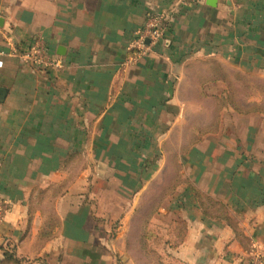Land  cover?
I'll use <instances>...</instances> for the list:
<instances>
[{"label":"crops","instance_id":"obj_1","mask_svg":"<svg viewBox=\"0 0 264 264\" xmlns=\"http://www.w3.org/2000/svg\"><path fill=\"white\" fill-rule=\"evenodd\" d=\"M209 1L180 11L179 0H0V86L8 91L0 201L9 208L0 264H117L112 243L128 228L105 248L84 201L88 165L69 179L74 161L86 159L73 150L75 126L83 151L91 124L98 135L102 124H121L120 148L142 129L163 141L170 124H197V188L188 186L197 201V264H244L253 243L264 252V8ZM172 12L173 29L155 52L134 56L129 45L144 20ZM37 37L63 60L61 72L23 62ZM152 124H162L160 135ZM161 151L162 143L155 160ZM177 177L166 192L187 183Z\"/></svg>","mask_w":264,"mask_h":264},{"label":"rangeland","instance_id":"obj_2","mask_svg":"<svg viewBox=\"0 0 264 264\" xmlns=\"http://www.w3.org/2000/svg\"><path fill=\"white\" fill-rule=\"evenodd\" d=\"M256 3L258 8H264L261 0H256ZM255 68L253 66L252 71L259 73ZM248 83L252 89L257 82ZM98 125H90V143L86 145L84 142L83 151L78 145L82 140L76 139L78 126H75L73 150L84 153L86 159L74 161L69 179L75 181L82 164L84 167L88 165L89 182H84L83 189L88 188L84 201L89 202L90 216L96 222L91 224V230L97 229L100 239L104 240L99 243L105 244L106 248V242L112 240V235L121 234L127 227L121 240L114 242V246L112 243L117 264L129 261L133 264H197V201L188 187L197 188V145H190L197 139V124H170V130H164L163 141L145 135L146 130L142 129L137 142L128 139L127 146L123 148L116 144L118 139L114 138L121 124H102L100 135L95 132ZM152 127L154 137L160 135L162 124H152ZM255 137L251 130L249 151L256 146ZM160 142L164 155L155 160ZM127 148L131 151L127 152ZM147 157L150 159L146 160ZM178 174L181 176L179 180H187V183L184 181L185 184H181L174 193L166 192L174 186ZM61 180L59 177V183ZM118 227L122 228L119 230Z\"/></svg>","mask_w":264,"mask_h":264},{"label":"built area","instance_id":"obj_3","mask_svg":"<svg viewBox=\"0 0 264 264\" xmlns=\"http://www.w3.org/2000/svg\"><path fill=\"white\" fill-rule=\"evenodd\" d=\"M203 0H179L178 8L185 9L199 4ZM173 29L172 19L168 13L149 15L142 26L136 31L135 37L129 45V50L137 57H144L154 53L156 48L163 42ZM21 59L31 67L45 73L57 74L64 69L63 60L54 55L45 40L37 37L32 40L26 53ZM8 204L0 201V223L8 211ZM246 264H264V252L253 243Z\"/></svg>","mask_w":264,"mask_h":264},{"label":"water","instance_id":"obj_4","mask_svg":"<svg viewBox=\"0 0 264 264\" xmlns=\"http://www.w3.org/2000/svg\"><path fill=\"white\" fill-rule=\"evenodd\" d=\"M214 1H216V0H210L209 2H214ZM7 92L8 91H7L6 88L0 86V102L3 101V99L5 98Z\"/></svg>","mask_w":264,"mask_h":264},{"label":"trees","instance_id":"obj_5","mask_svg":"<svg viewBox=\"0 0 264 264\" xmlns=\"http://www.w3.org/2000/svg\"><path fill=\"white\" fill-rule=\"evenodd\" d=\"M196 197H197V192L195 193Z\"/></svg>","mask_w":264,"mask_h":264}]
</instances>
